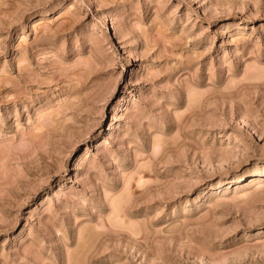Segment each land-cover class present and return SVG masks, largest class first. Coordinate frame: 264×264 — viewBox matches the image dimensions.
<instances>
[{
  "label": "rangeland",
  "instance_id": "1",
  "mask_svg": "<svg viewBox=\"0 0 264 264\" xmlns=\"http://www.w3.org/2000/svg\"><path fill=\"white\" fill-rule=\"evenodd\" d=\"M0 264H264V0H0Z\"/></svg>",
  "mask_w": 264,
  "mask_h": 264
},
{
  "label": "bare ground",
  "instance_id": "2",
  "mask_svg": "<svg viewBox=\"0 0 264 264\" xmlns=\"http://www.w3.org/2000/svg\"><path fill=\"white\" fill-rule=\"evenodd\" d=\"M116 108V110H115V112H114V115L116 114V115H118L119 114V112H120V107L119 106H116L115 107ZM111 126V125H110ZM110 126H109V129H110ZM252 178V177H251ZM261 176L260 175H258V176H254L253 178H252V183L253 184H256V183H259L260 181H261ZM251 180V179H250Z\"/></svg>",
  "mask_w": 264,
  "mask_h": 264
}]
</instances>
